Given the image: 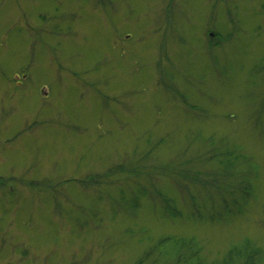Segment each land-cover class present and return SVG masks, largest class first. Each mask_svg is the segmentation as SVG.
Masks as SVG:
<instances>
[{
    "label": "rangeland",
    "instance_id": "rangeland-1",
    "mask_svg": "<svg viewBox=\"0 0 264 264\" xmlns=\"http://www.w3.org/2000/svg\"><path fill=\"white\" fill-rule=\"evenodd\" d=\"M166 236L199 246L177 264L244 239L264 264V0H0V264H136Z\"/></svg>",
    "mask_w": 264,
    "mask_h": 264
},
{
    "label": "trees",
    "instance_id": "trees-1",
    "mask_svg": "<svg viewBox=\"0 0 264 264\" xmlns=\"http://www.w3.org/2000/svg\"><path fill=\"white\" fill-rule=\"evenodd\" d=\"M237 148L236 147H232V148H227L225 147L224 149H222L221 147L218 148L215 147L211 152V155L209 157V159H216L219 158V162L222 165V174L219 173V175H221L224 178H228V177H232L233 174L236 173H242L244 174L243 180L242 181H248L250 183L249 188H252V184L251 181L249 180V171H244L241 172L240 170L236 171L235 166L238 165L239 162L242 161L243 157L241 155H236ZM135 167H132L131 169L128 170V172L133 173ZM190 168L185 169L182 172V176L185 178H189L192 179V181H197L200 185L203 186H215L216 184V179L215 177L218 174H213L214 176H212V178H206L204 179L205 182L201 181L198 179V177L194 174L193 175H189V171ZM234 172V173H233ZM185 180V179H184ZM229 181V180H228ZM240 182L241 185L242 183H246V182ZM248 182L247 184H243L244 186L242 187V189H248ZM236 187V186H235ZM234 184L229 181L227 183V185H221L220 187L217 186L216 190H219V194L222 196L225 193H232L231 188H235ZM245 187V188H244ZM250 190V189H248ZM226 198L222 197L223 203L228 206L229 202L227 200H225ZM166 200V199H165ZM237 202V201H236ZM165 212L168 213V216H173L175 217L176 215H178L179 213L176 211H173V208L171 207L170 204H166V208H165ZM199 246L197 244H195L194 239L193 238H185V237H172V236H166V237H162L156 240V242L150 247V249H148L147 251H145V253L141 256L140 259H138V261L136 262V264H140L143 262H146V260L148 259H153V260H157V264H177L180 261H184L186 258H184L182 254L186 253V255L189 256L190 259L196 257L198 258V252H199ZM157 253L155 255H153L154 252ZM172 252L174 254V257L172 259H166V255L168 254V252ZM261 248L254 245L253 242H251L249 239H244L243 241H241V243L239 244H235L233 246H231V248L225 253V257L223 259V264H258V260H256V256L262 255L261 252ZM172 260H174V262H172ZM219 264H221V262H219Z\"/></svg>",
    "mask_w": 264,
    "mask_h": 264
}]
</instances>
